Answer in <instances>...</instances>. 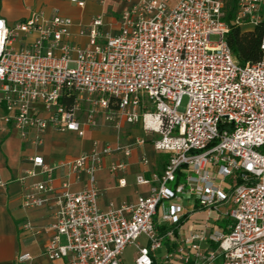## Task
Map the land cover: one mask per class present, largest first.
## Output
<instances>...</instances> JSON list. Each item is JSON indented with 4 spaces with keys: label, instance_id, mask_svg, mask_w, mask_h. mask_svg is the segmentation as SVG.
Listing matches in <instances>:
<instances>
[{
    "label": "built area",
    "instance_id": "built-area-1",
    "mask_svg": "<svg viewBox=\"0 0 264 264\" xmlns=\"http://www.w3.org/2000/svg\"><path fill=\"white\" fill-rule=\"evenodd\" d=\"M126 1L115 30L105 29L101 15L81 28L84 45L72 42L70 17L35 12L10 26L0 13V128L23 138L34 130L41 143L49 130L82 137L102 114L116 131L123 122L141 123L147 135L159 134L154 147L170 153L162 173L137 175L138 184H150L148 194L106 209L98 204L96 172L105 157L127 158L145 137L133 144L95 140L61 164L68 170L60 191L57 167L31 157L21 180L42 179L29 186L23 206L54 199L57 207L45 254L69 264H123L133 245L135 264H153L168 243L162 264H264V52L258 62L239 64L224 0ZM263 21L264 0H238L234 25L253 29ZM32 32V42L15 46ZM141 160L149 163L146 155ZM128 167L122 158L109 169ZM84 176L82 189L72 190ZM126 184L121 177L119 185ZM218 219L232 222L224 227Z\"/></svg>",
    "mask_w": 264,
    "mask_h": 264
},
{
    "label": "crops",
    "instance_id": "crops-1",
    "mask_svg": "<svg viewBox=\"0 0 264 264\" xmlns=\"http://www.w3.org/2000/svg\"><path fill=\"white\" fill-rule=\"evenodd\" d=\"M85 4L81 6L72 0H0V13L7 21V24L14 26L24 21L33 13H41L50 17L55 13L62 16L70 17L74 21L72 31L74 36L72 42L86 44L88 39L85 35L80 34L81 28L96 16H103L105 20V29L117 28V21L123 9L127 6L126 0H83ZM178 0H169L170 4H175ZM37 34L32 32L21 34L15 41V46H20L32 42ZM4 112L3 105H0V113ZM102 129L106 132L102 133ZM76 135L82 139L78 152L72 156H61L52 149L58 135ZM88 135V136H87ZM87 136V137H86ZM36 132L31 130L27 138L21 137L20 133L9 126L0 128V264H69L67 258L51 260L45 254L46 244L52 236V230L49 224L55 219L56 203L51 200L43 207L25 208L23 199L29 186L42 176L28 178L25 181L21 177L26 170L32 166L30 160L35 155H42L47 163L56 166L57 179L55 186L60 191L62 181L67 173L68 168L62 167L61 164L76 158L82 152L92 148L95 140L100 144L115 143L121 141L125 144H133L137 138L145 137L147 141L143 145L133 147L132 154L129 157L122 155L107 156L104 159V165L96 172L97 186L100 190L98 197L99 207L108 208L112 203L121 205L134 201L139 194H148L150 184H138L136 177L139 174L150 179L153 173H162L170 153L157 150L154 147V139L159 134L147 135L143 130L141 123H122L120 131L113 129L104 119L102 114L97 117V124L87 126L86 133L80 137L76 132L69 131L59 133L49 130L43 136L42 142L37 143L35 140ZM143 155L149 160L148 164L142 162ZM126 159L129 161V167L124 173H114L109 169L110 163L114 159ZM125 177L127 184L119 185V179ZM87 181V176L78 183H73L72 190H80ZM203 215H195V218H201ZM30 221L33 223V229H27L24 224ZM190 226L188 225L187 228ZM190 227L189 229H191ZM145 242V238L141 239ZM178 243H174L177 245ZM133 245H129L123 254V264H135L128 261L127 254ZM170 247L167 243L162 254L156 251L154 260L161 262L166 250ZM159 249V250H160ZM30 253L33 259L29 262H20L19 255ZM137 254V250H136ZM216 264V263H215Z\"/></svg>",
    "mask_w": 264,
    "mask_h": 264
},
{
    "label": "trees",
    "instance_id": "trees-1",
    "mask_svg": "<svg viewBox=\"0 0 264 264\" xmlns=\"http://www.w3.org/2000/svg\"><path fill=\"white\" fill-rule=\"evenodd\" d=\"M237 8L238 0H225L224 18L231 25V30L227 37L228 43L239 63L258 62L264 52L262 49L264 21L251 30L243 31L241 27L232 23ZM153 264L162 263L155 259Z\"/></svg>",
    "mask_w": 264,
    "mask_h": 264
},
{
    "label": "rangeland",
    "instance_id": "rangeland-1",
    "mask_svg": "<svg viewBox=\"0 0 264 264\" xmlns=\"http://www.w3.org/2000/svg\"><path fill=\"white\" fill-rule=\"evenodd\" d=\"M225 3V0H224ZM243 31L251 30L248 26L244 25L241 27ZM212 39H217V36H212ZM241 65H244V63H239ZM187 103V97L185 96L183 98L182 105L185 106ZM106 130L102 129V133H105ZM88 136V135H87ZM86 136V137H87ZM83 138H79L76 135H58L56 136L55 140H59L58 143L51 144L52 149L58 153L61 156H72L76 154L81 146ZM173 185V184H172ZM214 219V217H213ZM232 222V220H230ZM229 220H220L218 219L216 223L220 226H226L229 222ZM144 237H141L143 239ZM164 252V249L158 250L159 254H162ZM136 255V248H132L128 251L127 259L128 261H133V257ZM216 264H219V261L216 262Z\"/></svg>",
    "mask_w": 264,
    "mask_h": 264
}]
</instances>
